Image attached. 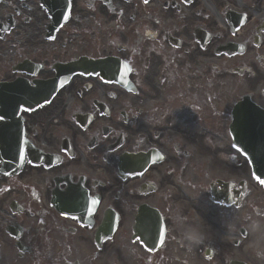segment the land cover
<instances>
[{
    "label": "flooded vegetation",
    "instance_id": "obj_1",
    "mask_svg": "<svg viewBox=\"0 0 264 264\" xmlns=\"http://www.w3.org/2000/svg\"><path fill=\"white\" fill-rule=\"evenodd\" d=\"M263 179L264 0H0V264H264Z\"/></svg>",
    "mask_w": 264,
    "mask_h": 264
},
{
    "label": "snow or ice",
    "instance_id": "obj_2",
    "mask_svg": "<svg viewBox=\"0 0 264 264\" xmlns=\"http://www.w3.org/2000/svg\"><path fill=\"white\" fill-rule=\"evenodd\" d=\"M262 183H264V181H261Z\"/></svg>",
    "mask_w": 264,
    "mask_h": 264
}]
</instances>
